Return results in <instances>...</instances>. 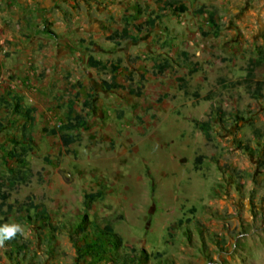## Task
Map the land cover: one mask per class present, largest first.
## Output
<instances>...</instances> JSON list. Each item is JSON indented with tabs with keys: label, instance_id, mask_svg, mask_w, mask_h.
I'll return each mask as SVG.
<instances>
[{
	"label": "rangeland",
	"instance_id": "rangeland-1",
	"mask_svg": "<svg viewBox=\"0 0 264 264\" xmlns=\"http://www.w3.org/2000/svg\"><path fill=\"white\" fill-rule=\"evenodd\" d=\"M13 223L0 264H264V0H0Z\"/></svg>",
	"mask_w": 264,
	"mask_h": 264
},
{
	"label": "trees",
	"instance_id": "trees-1",
	"mask_svg": "<svg viewBox=\"0 0 264 264\" xmlns=\"http://www.w3.org/2000/svg\"><path fill=\"white\" fill-rule=\"evenodd\" d=\"M183 9V7H180ZM152 23V20H147L145 21V24H151ZM137 28H139L137 26ZM92 64H96V62H92ZM168 66V63L166 61H163V63L161 65H156V67L158 68V71H161L163 70L164 68H166ZM103 86L107 89H110V88H118V87H122V85L118 84V83H115V82H107V81H103L102 82ZM257 90L259 89V86H260V82H257ZM33 109L31 107H25L23 108L22 106L18 105V104H15V111L18 112V113H23L28 120H31L32 119V116L30 115V112L32 111ZM71 124L70 125H73V126H84L85 124V121L82 119L81 115L80 114H75L73 115L71 118H69ZM62 141L64 144H69L71 142L74 141V136L71 134V133H68L66 135H63L62 136ZM7 154L9 157L13 158L16 162L18 163H24V159H23V156H24V150L21 149L20 152H17L15 150V148H11L7 151ZM25 180V176L23 175H20L16 178H13L11 181H10V184H13L15 181H24ZM102 235H107V234H110V235H113V233L109 230V228H105L102 233Z\"/></svg>",
	"mask_w": 264,
	"mask_h": 264
},
{
	"label": "clouds",
	"instance_id": "clouds-1",
	"mask_svg": "<svg viewBox=\"0 0 264 264\" xmlns=\"http://www.w3.org/2000/svg\"><path fill=\"white\" fill-rule=\"evenodd\" d=\"M17 233L23 234V229L18 224H5L0 227V246H3L5 240L15 237Z\"/></svg>",
	"mask_w": 264,
	"mask_h": 264
}]
</instances>
